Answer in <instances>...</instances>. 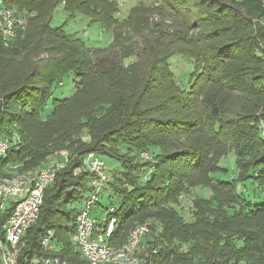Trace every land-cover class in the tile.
Segmentation results:
<instances>
[{"label":"trees","instance_id":"obj_1","mask_svg":"<svg viewBox=\"0 0 264 264\" xmlns=\"http://www.w3.org/2000/svg\"><path fill=\"white\" fill-rule=\"evenodd\" d=\"M5 3L26 25L8 44L0 39V133L19 136L0 169L70 158L22 237L20 264L51 255L88 264L71 236L91 190L79 169L89 152L122 167L103 192L107 206L120 201L111 245L149 224L144 264H264V0L141 1L122 18L117 0ZM60 5L108 36L86 42L54 25ZM175 56L191 68L178 73ZM65 78L73 91L57 96ZM142 153L148 160L135 164ZM232 154L230 175L222 160ZM10 213L0 211V238ZM50 232L49 253L41 240Z\"/></svg>","mask_w":264,"mask_h":264},{"label":"built area","instance_id":"obj_2","mask_svg":"<svg viewBox=\"0 0 264 264\" xmlns=\"http://www.w3.org/2000/svg\"><path fill=\"white\" fill-rule=\"evenodd\" d=\"M25 25L22 14L9 7L5 0H0V39L8 44ZM18 140L16 132L11 138L0 133V157L6 156ZM69 160V156L64 154L61 163L24 173L6 174L0 169V211L11 207L10 216L2 226L4 237L0 238V264H20L24 246L22 237L39 219L46 188L55 181L58 172ZM79 169L91 175V190L78 205L76 230L71 236L80 258L88 264H144L151 257V247L142 239L152 234V227L138 224L130 230L122 246L111 245L109 238L115 230L118 208L111 203L102 211L106 212L105 216L98 212L101 195L109 182L108 167L96 152H89ZM53 239V232L42 238L45 252L53 250ZM145 252L147 256L143 255ZM152 253H157L155 247ZM31 261L33 264H71L56 255L33 256Z\"/></svg>","mask_w":264,"mask_h":264},{"label":"rangeland","instance_id":"obj_3","mask_svg":"<svg viewBox=\"0 0 264 264\" xmlns=\"http://www.w3.org/2000/svg\"><path fill=\"white\" fill-rule=\"evenodd\" d=\"M141 1H142V4L144 3V5H152L154 3L155 4L158 3V0H117V2L119 4V9H120L118 16L121 18L127 16V14L130 12V9L135 4L140 3ZM53 24L54 25L65 24V28L68 32L79 33L81 35V37L83 38V40H85L86 42L93 41L96 38L101 39V38H104L105 36H108L107 32H103L100 29V27H98L97 25H89L88 20L82 14H78V15H76V17L69 19L68 16L66 15V12L64 11L63 5H60L56 8L55 14H54V19H53ZM171 63L173 65V68L178 73H182L186 69L191 68V63L187 59H185L183 56L173 57ZM56 91H57L56 92L57 96H68L73 91L72 81L69 78H65L60 84H58V89ZM63 156H64V154L60 153V154H57L54 157H52L50 159V162L47 164V167H52L57 163L63 162ZM128 157H130V156H128ZM141 157L142 158L132 157L131 159L135 164L138 162L145 161V159L148 160L147 159L148 156L145 153H142ZM104 160H105V163L108 167L109 180L110 179L113 180V175H112L113 170H121L122 167L118 162L112 161L108 157H104ZM226 162H227L228 168L230 170V175H231L235 170V157H234V155L232 154L227 159V161L225 159L222 160V164H224ZM65 167H66V165L62 169H64ZM5 173L8 174L7 172H5ZM120 176L122 177V174H120ZM224 178L227 179L228 177L224 176ZM116 179L117 178L114 177L115 181H116ZM251 190H253V189L251 188ZM205 191H207V190H205ZM250 192H252V191H250ZM188 198H190V197H188ZM188 198L187 197L182 198V204L185 207H187L190 204ZM100 202L102 204H104L106 207L107 203H110V198H109L108 194H105V195L102 194ZM119 202L120 201L117 199L114 200V204L116 206H118L120 204ZM6 205L9 206V203H6ZM105 215H106V212H102V216H105ZM147 254L148 253H146V252L143 253L144 256H147Z\"/></svg>","mask_w":264,"mask_h":264},{"label":"crops","instance_id":"obj_4","mask_svg":"<svg viewBox=\"0 0 264 264\" xmlns=\"http://www.w3.org/2000/svg\"><path fill=\"white\" fill-rule=\"evenodd\" d=\"M103 159V158H102ZM104 160V159H103Z\"/></svg>","mask_w":264,"mask_h":264}]
</instances>
